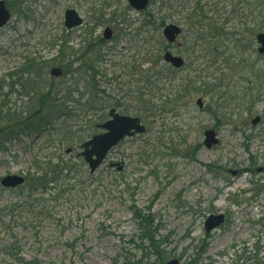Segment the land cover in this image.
<instances>
[{
	"label": "rangeland",
	"instance_id": "374dc122",
	"mask_svg": "<svg viewBox=\"0 0 264 264\" xmlns=\"http://www.w3.org/2000/svg\"><path fill=\"white\" fill-rule=\"evenodd\" d=\"M4 1L8 8V0ZM235 1L203 0L207 21L224 20L225 13L211 9L227 10ZM156 5L149 10L155 11ZM67 8H74L84 20L81 27L68 32L63 25ZM114 8L118 9V22L124 18L123 23L116 28L108 22L91 26L93 14L103 11L108 19ZM125 8V0H25L19 11L8 8L11 17L0 28V100L6 98L10 106L20 103L17 94H4H8L11 81L8 73L17 71L26 57L41 61L54 58L57 50L50 43L61 35L69 38L67 45L75 51L84 31L91 29L94 37L101 36L109 25L114 33L101 47L105 62L97 77L100 90L96 104L103 110L80 113L74 117V128L86 127L88 121L111 107L135 116L139 97L152 106L159 105L160 97H168L170 89L164 81L151 87L145 84L149 65L139 62L131 32L141 13H123ZM248 8L246 0V17ZM169 22L182 26L184 19L175 15L166 18L165 23ZM242 22V18L229 15L225 31L240 30ZM192 34L179 36L177 46L171 49L190 58L191 70L209 65L208 78L218 72L230 75L221 59L212 65L207 55L202 58L199 52L186 50L185 38L191 44ZM221 41L228 46L235 43L234 37ZM252 42L257 47L255 38ZM244 43L247 46L249 39ZM243 57L252 60L255 67H264V56L246 51ZM50 67L45 69L47 75ZM233 75L226 76L229 90L222 97L220 92L195 94L178 108L170 109L168 104L166 111L159 109L155 117L143 119L142 115L146 131L122 140L92 174L78 156L80 143L64 142V134L45 139L47 132L42 128L7 141L0 151V179L8 174L38 177L41 170L33 167L34 160L67 166L44 190L38 187L30 191L27 181L13 189L0 187V264H166L171 259L179 264H264V87L260 93L255 87L249 93V74ZM62 79L70 82L65 76ZM78 90L84 89L80 86ZM244 91L250 113L240 101ZM198 97L202 98V109L195 103ZM256 115L261 120L252 124ZM62 118L56 114L44 127L57 128ZM211 127L217 130L219 141L206 148L202 134ZM198 143L201 146L197 149ZM68 148L72 150L66 151ZM135 211L150 216L154 239L164 252L162 262L149 250L146 240L140 242L142 231ZM218 214L224 222L205 232L207 217ZM140 243L148 246L147 252L137 248Z\"/></svg>",
	"mask_w": 264,
	"mask_h": 264
},
{
	"label": "trees",
	"instance_id": "16d2710c",
	"mask_svg": "<svg viewBox=\"0 0 264 264\" xmlns=\"http://www.w3.org/2000/svg\"><path fill=\"white\" fill-rule=\"evenodd\" d=\"M23 1L25 0H8V8L19 11L17 8L20 7ZM149 3V6L157 4L156 10H149V7L142 12L140 21L131 29L132 38L136 39L139 62L149 65L148 69L145 70V76H147L144 80L145 84L151 87L153 84L156 86L155 84L158 81L167 82L170 95L164 99L160 97L161 101L156 106L149 104V100H142L139 97L136 111L138 116L142 117L143 115V119L155 117L160 114V112L156 113L159 109L166 111L164 107L168 104V106H171L170 109L178 108L182 104L189 103L195 94L206 95V93L213 92L215 94L220 92L222 97L229 90L228 81H225V78L226 76L227 79L232 78L234 72H247L249 75L246 82L250 85L247 92L253 93L256 88L260 93L259 90L264 87V67H255L252 62L244 57L242 58V56L246 51L250 54H256V50L251 44L255 33L264 30V0H249L247 17L244 13L246 0H237L236 4L228 10L215 9L214 12L219 13L221 11L227 15L222 21L218 19L207 21V10L204 8L203 0H149ZM240 3L241 5H239ZM190 4L191 6H189ZM175 15H181L184 19V22H182V25H184L183 36L186 35L185 37H187V33H196V35L192 34L194 40L191 44L185 38L186 41L183 45L186 46V50L199 52L203 57H206V55L211 56L213 58L212 64L217 63L216 60L221 58L220 62L224 68L229 70L230 75L218 72L219 75L211 74L212 76L208 78L206 74L208 71L206 72V70L209 66L190 70L192 62L189 57L188 60L187 55H184L187 59L184 66L187 71L182 76H178L182 69H174L162 61L164 51L177 46L176 44H167L161 35V28L165 24L166 18L169 19ZM229 15L242 18L243 22L240 30L225 31V23ZM118 18L117 9L114 8L110 13V18H104V12L98 11L97 14H93V19L89 22L91 26L101 25L104 22L113 23L116 26L119 24ZM246 18L247 20H245ZM124 21V18L120 19L121 23ZM128 25H131V23H128ZM238 35L241 36L236 37ZM233 37L235 40V43H232L233 45L228 46L221 41V39L230 40ZM247 39H249V44L246 46L244 41ZM68 41L69 38L65 35L55 38L50 43L51 47H56L57 50L54 58L41 61L39 58L26 57L25 62L21 64L17 71L8 73L11 81L8 84V94H4V97L15 93L19 96L20 103L10 106L6 98L0 100V151L7 141L18 138V134H31L42 128L47 132L45 139L60 133V135L64 134L62 136L64 142L69 144L82 143L99 131L97 125L106 117V112L99 113L97 118L88 121L84 128H74L76 124L72 122L74 117H78L80 113L103 110L100 103L96 104V95L100 90L98 89L97 77L101 73V64L105 62V55L101 54V47L106 42L101 36L94 37V32L91 29L90 31H84V34L81 35L77 50L73 51L67 45ZM50 65L62 67L63 75L57 79L46 77L48 75L45 69ZM219 68L218 63L214 67V72L219 71ZM64 76L66 80L70 81L68 84L65 83V78L62 79ZM149 78H153V80ZM15 85L18 88H15ZM80 86L84 89L81 92L78 90ZM2 87L0 86L1 89ZM154 88L159 89L158 87ZM247 92L242 93L240 101L241 104L247 105L245 111L250 113L252 108L247 104ZM75 93L78 94L77 97ZM259 96L258 94L256 99ZM82 98H85L84 101H81ZM61 113L63 118L57 128L53 125L44 127L51 117ZM74 139L75 143H73ZM200 146L198 143L196 148L198 149ZM66 166H61L60 162L48 161L42 164L34 160L33 167L41 170V174L38 177H25L27 186L30 187V191L36 190L38 187L44 190L49 183L56 182L60 178V174ZM134 217L137 218L136 220L142 231V235L139 237L140 242L146 240L149 244V250L156 257H159L162 262L164 252L154 239L155 229H153L150 216L141 215V213L135 211ZM136 246L143 252H147L148 246L144 247L142 243Z\"/></svg>",
	"mask_w": 264,
	"mask_h": 264
},
{
	"label": "water",
	"instance_id": "95a60500",
	"mask_svg": "<svg viewBox=\"0 0 264 264\" xmlns=\"http://www.w3.org/2000/svg\"><path fill=\"white\" fill-rule=\"evenodd\" d=\"M127 3L133 7L136 11L145 9L149 1L148 0H126ZM10 18V13L6 9L4 2L0 0V27ZM64 27L67 30L77 28L82 25V18L73 9L68 8L64 11ZM181 28L173 23L167 24L162 30V35L168 43H173L176 36L180 34ZM112 36V30L110 27H105L103 31V37L105 39H110ZM256 41L259 44L258 52L264 54V32L256 34ZM163 60L171 64L174 68H180L184 64V59L177 55L171 53L169 50L165 51L163 54ZM49 73L53 77L60 76L62 70L60 67H52ZM198 107H202V99L198 98L196 100ZM109 118L100 125L104 131L102 133L93 135L89 140L85 141L82 146V151L80 155L89 168V172L93 173L100 164L105 160L108 151L114 147L118 142H120L126 136H133L136 133H143L145 127L141 124L138 117H132L129 115L119 114L114 108L110 109L108 112ZM260 120L259 116L254 117L251 121L252 124L258 123ZM218 139L216 137V132L213 129H206L203 132V145L207 148H211L212 145H216ZM24 182V178L19 175H6L1 179V184L7 188H14ZM224 220L222 214L210 215L207 217L204 227L206 232H209L213 228L219 226ZM166 264H179L177 259H171L166 262Z\"/></svg>",
	"mask_w": 264,
	"mask_h": 264
}]
</instances>
